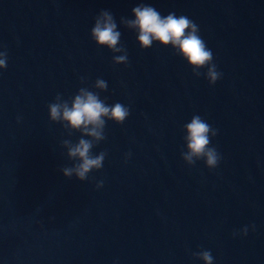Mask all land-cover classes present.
<instances>
[{
    "label": "water",
    "instance_id": "95a60500",
    "mask_svg": "<svg viewBox=\"0 0 264 264\" xmlns=\"http://www.w3.org/2000/svg\"><path fill=\"white\" fill-rule=\"evenodd\" d=\"M141 3L199 26L215 84L170 46L139 47L120 19ZM101 10L127 64L90 38ZM0 53V264H205V250L213 264H264V0H0ZM97 79L130 114L106 121L92 149L103 167L66 178L62 141L80 133L48 105ZM194 115L217 131L213 169L181 158Z\"/></svg>",
    "mask_w": 264,
    "mask_h": 264
},
{
    "label": "clouds",
    "instance_id": "9594fccd",
    "mask_svg": "<svg viewBox=\"0 0 264 264\" xmlns=\"http://www.w3.org/2000/svg\"><path fill=\"white\" fill-rule=\"evenodd\" d=\"M131 15L132 19L121 17L120 25L136 32V40L141 49L150 48L154 42L161 46H170L174 55L186 61L194 76L203 75L209 85L215 84L221 77L213 62L212 50L207 47L200 35L199 26L193 20L185 15L177 16L174 12L162 15L156 8L144 3L133 7ZM90 38L98 47H105L113 54L120 53L113 55L114 64H127V52L120 43L121 32L110 11L101 10L95 17ZM0 56L3 57L0 59V68H5L6 54L0 53ZM201 69L205 71L202 73ZM93 87L98 91L81 87L70 100H63L58 94L48 105L50 121L59 122L70 133H80V138L75 143L70 140L62 141L67 159L74 161L72 166H65L60 170L66 178L74 176L84 181L91 171L101 169L106 153L102 151L93 155L92 149L105 139L106 121L121 124L130 114L125 105L119 102L109 105L100 98L99 93L107 89L106 81L97 79ZM183 131L185 150L181 153V158L188 165L203 160L207 168H215L220 161V155L210 144L211 137L217 134L216 129L201 116L194 115L183 125ZM101 186L102 181L96 185L97 188ZM194 255L203 259L205 264H213L210 251L205 250Z\"/></svg>",
    "mask_w": 264,
    "mask_h": 264
}]
</instances>
